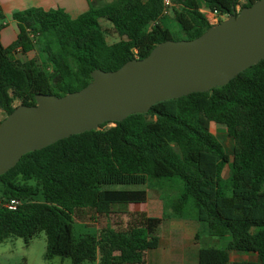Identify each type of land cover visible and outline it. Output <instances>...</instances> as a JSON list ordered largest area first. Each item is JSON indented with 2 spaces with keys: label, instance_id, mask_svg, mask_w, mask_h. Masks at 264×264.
Instances as JSON below:
<instances>
[{
  "label": "trees",
  "instance_id": "obj_1",
  "mask_svg": "<svg viewBox=\"0 0 264 264\" xmlns=\"http://www.w3.org/2000/svg\"><path fill=\"white\" fill-rule=\"evenodd\" d=\"M239 2L105 0L75 16L59 6H28L11 12L18 31L7 45L0 6V111L35 103L37 93L79 89L94 68L116 69L163 40L195 37L210 26L201 7L230 15ZM168 11L181 35L164 24ZM101 19L116 40L107 41ZM32 50L41 51L40 60L17 56ZM211 121L232 138L230 153ZM173 176L182 189L169 203L172 214L195 217L210 235H229L225 246L199 247L196 264H264V57L225 84L156 101L22 154L0 174V241L19 236L28 243L44 230L47 260L145 264V252L160 243L163 217L140 216L124 204L146 201L148 178ZM10 197L19 199L15 208L6 205ZM113 213L128 214L125 229L101 226L74 236V215L96 220ZM230 250L254 251L258 260L230 262Z\"/></svg>",
  "mask_w": 264,
  "mask_h": 264
},
{
  "label": "water",
  "instance_id": "obj_2",
  "mask_svg": "<svg viewBox=\"0 0 264 264\" xmlns=\"http://www.w3.org/2000/svg\"><path fill=\"white\" fill-rule=\"evenodd\" d=\"M263 57L264 0H255L195 37L163 40L116 69L94 68L79 89L37 93L35 103L15 106L0 122V174L28 151L156 101L225 84Z\"/></svg>",
  "mask_w": 264,
  "mask_h": 264
},
{
  "label": "rangeland",
  "instance_id": "obj_3",
  "mask_svg": "<svg viewBox=\"0 0 264 264\" xmlns=\"http://www.w3.org/2000/svg\"><path fill=\"white\" fill-rule=\"evenodd\" d=\"M243 1V0H241ZM11 16L6 13L4 20L6 26L1 30V41L7 45L11 39V35L16 31V23L11 22ZM165 24L178 34H182L177 22L172 18L168 11L167 16L163 18ZM1 21V20H0ZM104 27L108 29L106 32L107 41L116 40L117 34L111 29L110 23L105 19H101ZM9 40V41H8ZM19 58L36 57L41 59L43 54L40 50H32L29 53L19 52ZM14 104H18V100H14ZM0 116H6L1 110ZM108 124H113L109 122ZM210 130L222 142L224 149L230 153L232 146V138L226 133L222 124L211 121ZM227 174V169L223 172ZM0 184V188H1ZM182 189V180L178 176L170 178H148L147 199L144 202H133L124 204L128 211H138L140 216L156 215L163 217L160 226V243L156 250H153L152 256L156 258L158 255L159 263L161 264H180L178 258L182 256L186 258V264H192L190 256L194 257L196 264L197 250L201 246L216 245L223 246L229 239V235L223 237L210 235L205 231L204 226L193 216H177L172 214V209L169 203L176 198ZM73 233L75 237H79L85 233H96L101 226H112L114 228L125 229L128 223V214L113 213L110 217L97 216L96 220L87 215L79 217L73 216ZM198 233V236H196ZM46 238L44 230L37 232L28 243H25L23 238L19 236H11L0 241V264H71V260L67 256H54L51 260L44 258ZM154 249V248H153ZM171 256V262L169 261ZM83 264H98L96 260H85ZM184 264V262H183Z\"/></svg>",
  "mask_w": 264,
  "mask_h": 264
},
{
  "label": "crops",
  "instance_id": "obj_4",
  "mask_svg": "<svg viewBox=\"0 0 264 264\" xmlns=\"http://www.w3.org/2000/svg\"><path fill=\"white\" fill-rule=\"evenodd\" d=\"M104 1L105 0H0V6H1L4 14L9 13L10 16H11L12 11H14L16 9H23L25 7H28V6H41L43 8L59 6V7L63 8L65 11H67L70 15L75 16V15L79 14L80 12L86 10L89 6H98V5L102 4ZM11 20H12L11 22L16 23V21L13 18ZM6 24H7V22H6ZM164 24H165V22H164ZM17 31H18V28L16 27V31H14V33L11 35V38L7 37L8 39H11L10 42L15 38ZM1 38H2V36H1ZM225 244H226V242H225ZM225 244L223 246H225ZM156 248L149 249L145 252V264H161V263H159L160 260H158V255L156 252L153 253V254H155L156 258L151 255L153 250H156ZM171 256L172 255H169V257H168L170 262H171ZM176 259L178 260V262L180 264H183V262H184V264H186V258H183L182 256H180V257L176 256ZM190 259H191V263L194 264V257L190 256ZM229 260H230V262H233V261H257L258 255L254 251L230 250L229 251ZM196 262H197V259H196Z\"/></svg>",
  "mask_w": 264,
  "mask_h": 264
},
{
  "label": "built area",
  "instance_id": "obj_5",
  "mask_svg": "<svg viewBox=\"0 0 264 264\" xmlns=\"http://www.w3.org/2000/svg\"><path fill=\"white\" fill-rule=\"evenodd\" d=\"M241 0L238 4H236L235 6V12L238 13L239 9L241 8ZM165 5H169L170 4V0H164ZM201 10L205 13L206 17H207V21L208 23L211 24H215L218 23L220 20H222L225 17H228L229 15L226 14H221L219 13L217 10H211V9H207L205 7H201ZM164 12H167L166 9H164ZM19 203V199L15 198V197H10L7 201H6V205L9 208H15L16 205Z\"/></svg>",
  "mask_w": 264,
  "mask_h": 264
}]
</instances>
